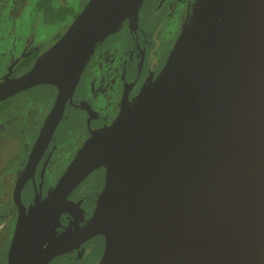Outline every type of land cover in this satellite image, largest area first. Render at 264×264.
I'll return each mask as SVG.
<instances>
[{
	"label": "water",
	"instance_id": "water-1",
	"mask_svg": "<svg viewBox=\"0 0 264 264\" xmlns=\"http://www.w3.org/2000/svg\"><path fill=\"white\" fill-rule=\"evenodd\" d=\"M142 1L88 0L27 70L11 76L24 56L10 64L0 103L35 86L56 89L28 166L95 48ZM100 167L93 214L58 229L77 205L68 193ZM96 235L105 239L98 264H264V0L193 1L158 74L90 133L41 201L20 210L6 264H48Z\"/></svg>",
	"mask_w": 264,
	"mask_h": 264
},
{
	"label": "flooded vegetation",
	"instance_id": "flooded-vegetation-1",
	"mask_svg": "<svg viewBox=\"0 0 264 264\" xmlns=\"http://www.w3.org/2000/svg\"><path fill=\"white\" fill-rule=\"evenodd\" d=\"M193 1L143 0L136 13L138 15L135 23L126 19L123 22L125 25L122 23L115 34L108 36L107 40L95 48L81 74L85 76L84 82L78 86V81L71 102H66L49 144L33 166L32 164L28 166L29 155L53 105L56 89L41 85L51 89V102L48 108L40 103L42 97L37 89L41 86L16 94L19 100L14 107L10 100L16 95L4 101L5 106L0 107V122L4 118L16 123L11 128L4 124L8 128L6 132L0 124V253H4V264L20 210L27 213L31 206L41 201L57 184L77 151L90 137V133L112 123L119 114L122 101L131 103L142 85L158 74L182 25L191 15ZM108 40L109 43L105 44ZM33 50H38L41 54L45 49L41 50L38 46L23 47L6 66L4 74L8 72L10 64L21 56L24 57L12 68L11 76H17L27 70L30 66L18 67V64ZM101 51L110 52L107 61L108 56L101 55ZM100 59L105 61L104 65L100 64ZM94 78H99L97 84H92ZM104 82L105 84H102ZM37 109H40L39 114H45L42 123L35 133L34 131L25 133L23 130L25 119H22V116L26 117L27 113L31 114ZM8 110L10 111L7 115ZM39 114L35 116L38 117ZM65 117L68 118L66 125L63 123ZM32 133V140L29 143L24 137ZM105 179L106 168H97L68 193L67 199L77 205L71 213L63 212L60 215L58 229L76 220L83 225L89 219L96 209ZM92 240L100 241L102 244L99 261L105 246L103 235L86 239L75 249L54 257L50 262L61 256L75 255L85 243Z\"/></svg>",
	"mask_w": 264,
	"mask_h": 264
},
{
	"label": "rangeland",
	"instance_id": "rangeland-1",
	"mask_svg": "<svg viewBox=\"0 0 264 264\" xmlns=\"http://www.w3.org/2000/svg\"><path fill=\"white\" fill-rule=\"evenodd\" d=\"M36 1L37 0H0V76L4 74L6 66L23 47L31 48L32 46H38L41 50L48 48L56 41V38L64 32L73 19V17H69L65 22H59L52 25L46 24L42 19L46 12L45 10H36ZM87 1L88 0H50L52 5L55 7H73L75 15L83 8ZM109 41L110 40L106 41L105 44H108ZM101 52V55L108 56L106 58L107 61L110 58V52ZM99 61L100 64L104 65L105 61L101 59ZM19 72L20 70L17 71V73ZM84 79L85 76H81L78 86L82 85ZM98 79L99 78H94L92 80V84H97ZM102 84H105V82ZM38 88L39 89L37 90L41 93H39V95L42 97L40 98V103L44 104L48 108L51 102V89L42 86ZM18 100L19 97H17V95L13 99L11 98L10 101L12 103V107L16 105L15 103ZM9 111L10 110L6 111L7 115L9 114ZM39 113L40 109H37L31 114L27 113L26 117L24 115L22 116V119H25L24 127L22 125L25 133L32 131L35 133L37 128L40 126L45 114ZM37 114H39L38 117L35 116ZM66 117L63 122L65 125L66 121H68V118L66 119ZM0 124L3 125V130L5 132L8 131V126L11 128L16 125V123L10 122L9 119L4 120V118H2ZM4 124H7V127H5ZM60 131L62 132L63 129ZM32 135L33 133L25 136L24 138L31 143ZM101 246L102 244L100 241H89L85 243L75 255L61 256L49 264H96L99 262L98 259L101 253ZM3 254L4 253H0V264H4Z\"/></svg>",
	"mask_w": 264,
	"mask_h": 264
},
{
	"label": "trees",
	"instance_id": "trees-1",
	"mask_svg": "<svg viewBox=\"0 0 264 264\" xmlns=\"http://www.w3.org/2000/svg\"><path fill=\"white\" fill-rule=\"evenodd\" d=\"M36 9L38 11L45 10L46 14L44 15L43 22L46 24H56L59 22H65L67 18L75 16L74 9L71 6H58L55 7L52 5L50 0H37L35 2ZM59 37V36H58ZM57 37V38H58ZM40 51L33 50L31 54L22 59L18 67L31 66L33 61L38 57ZM6 102H2L0 107L5 106Z\"/></svg>",
	"mask_w": 264,
	"mask_h": 264
},
{
	"label": "bare ground",
	"instance_id": "bare-ground-1",
	"mask_svg": "<svg viewBox=\"0 0 264 264\" xmlns=\"http://www.w3.org/2000/svg\"><path fill=\"white\" fill-rule=\"evenodd\" d=\"M194 10H195V12H197V13L200 12V7L198 6L197 3H195V5H194ZM137 13H138V12H137ZM137 15H138V14H137ZM137 15H136V14H135V15H134V14H133V15H130V17L132 18V23H135V21L137 20V19H136ZM123 24H124V23H123ZM124 25H125V24H124ZM131 25H132V24H131ZM119 28H120V27H119ZM119 28H118V29H119ZM129 28H130V27H129ZM132 28H133V27H132ZM114 34H115V33H114ZM107 39H108V37H107ZM107 39H106V40H107ZM104 41H105V40H104ZM41 58H42V57H41ZM41 58H40V59H41ZM40 59H39V60H40ZM62 226H63V225H62Z\"/></svg>",
	"mask_w": 264,
	"mask_h": 264
}]
</instances>
